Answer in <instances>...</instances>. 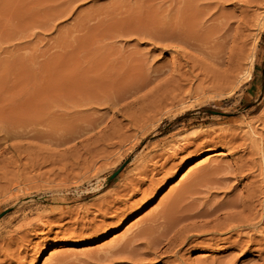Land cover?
<instances>
[{"label": "rangeland", "instance_id": "1", "mask_svg": "<svg viewBox=\"0 0 264 264\" xmlns=\"http://www.w3.org/2000/svg\"><path fill=\"white\" fill-rule=\"evenodd\" d=\"M180 1L0 0V234L6 236L8 232L14 241L8 246L0 243L3 247L1 251L8 250V256L13 253L10 263H4V256L0 254V264H105L107 259L102 257L109 251L110 244L118 240L120 246L125 244L126 240H130L131 236L147 226L148 219L155 215L157 210L161 211L169 199L179 198L180 202H184L182 199L187 197V191L183 195L179 192L184 186L195 183L194 191H191L193 188L188 190L190 199H196L193 197L196 194L197 199L200 197L201 201L222 202L228 199L226 197H232L242 191L244 194L245 184L259 180V177H253L258 174L255 169L252 177L242 179L240 183L239 179L231 177L226 188H214L213 180L223 174L216 175L211 173L210 169L237 167L238 159L244 152L232 153L221 146L211 145L210 141L211 138L213 141L222 138L227 141L229 137L225 138L223 135L231 131L234 134L240 132L239 135H243L239 137H251L255 143L257 141L255 149L264 153V150H261L264 149V128L255 123V118L264 105V7L253 6L248 7V10L247 6L240 5L241 2L238 4L237 1L242 0H205L220 4L219 8L216 5L218 11L216 6H213L210 12L224 16L225 21L228 18L230 22L233 21H227L229 26L234 25L230 26V31L235 27L232 35L227 31L231 41L228 43L230 48L226 52V58L229 55L232 57L229 56L225 60L226 67L208 70V81L205 71L198 68L191 70L190 66H185V59L178 58L181 57L180 54L177 56L174 49L165 48L167 43H159L151 37L155 34L153 31L160 28L161 24L171 22L172 16L175 19L181 8L196 5L192 0H182L181 3ZM183 1L185 2L182 3ZM223 2H227L224 3L226 5ZM244 8L247 10L243 11ZM162 10L167 16H161ZM235 16H239V20L235 19ZM242 17L244 18L241 20ZM117 20H120V25ZM152 28L154 30H151ZM244 36L248 41L246 38L244 40ZM239 49L242 51L238 52ZM246 50L250 52L247 53ZM243 51L248 54L247 57L241 53ZM139 67L144 69L139 70ZM248 72L252 73L251 77ZM116 73L118 76L122 75L118 78ZM184 74L187 77L183 76ZM149 76L155 77L156 81L147 78ZM203 78L206 80L201 81ZM105 81L110 82L111 86ZM201 85L208 88L205 94L198 88ZM125 86L127 89L130 87L129 91L125 90ZM155 92L158 96L162 95L161 98ZM254 108L256 109L252 111ZM227 126L231 128H226ZM251 126L255 128L253 134ZM222 128L230 131L222 133ZM198 134L200 136L196 137ZM251 134L253 137L249 136ZM202 135L203 138L206 136L204 140ZM115 152L121 156L120 159ZM99 154L103 155L102 159ZM106 155L111 157L103 160ZM247 155L245 154L244 158ZM255 159L258 161L259 157L255 156ZM75 161H78L77 164ZM94 161L97 166H101L100 173H91V170L86 175L87 170L84 167L87 169ZM141 168H145V171ZM115 172L116 176L110 179ZM198 176L204 178L199 180ZM132 178L142 179L145 184H138V179ZM205 178H209L208 181L203 180ZM130 179L133 180L131 189L135 192L132 193L129 189L126 194L124 187L131 182ZM76 180H80V183ZM197 180L201 181L202 186ZM203 183H206L204 187ZM59 184L63 188L62 191H56L54 188H58ZM140 187L143 191H146L147 187V191L154 192H143ZM197 188L198 191L195 192ZM199 189L202 191L197 193ZM136 190L145 194L138 191L139 195ZM61 196L67 200L61 201ZM98 199L99 201H96ZM186 199L183 205L190 200L188 197ZM121 200H125L124 203L129 205L124 206ZM262 200L264 201V198ZM116 201L121 205H116ZM134 202L136 205L132 204ZM107 206L115 208L112 207L108 213H102ZM99 207H102L101 211H98ZM41 216L45 217L41 228L36 227V231L29 229L31 225L38 223ZM23 225H27V229ZM20 226L22 228L19 229ZM96 229L98 233L93 234L92 231ZM15 230L17 234L14 233ZM21 233H26V236ZM226 236L229 235L223 237ZM235 238V235L231 239L230 236L225 238L229 243H222L217 249L189 248L184 259H188L189 263L194 262L193 264L196 263L195 260L204 259L208 262L215 257L225 259L229 264L230 260L231 264L262 263L258 253L253 250L255 248L252 247L249 251L245 247L237 249L239 247L232 246L230 242H233V239L235 241ZM140 239L127 249L133 246L135 249L142 248L144 245L141 242L144 240ZM245 239L243 241H248ZM97 251L100 253L96 254ZM119 257L116 256L113 262L107 261L106 264H170L171 260L146 258L145 261L132 262Z\"/></svg>", "mask_w": 264, "mask_h": 264}, {"label": "bare ground", "instance_id": "2", "mask_svg": "<svg viewBox=\"0 0 264 264\" xmlns=\"http://www.w3.org/2000/svg\"><path fill=\"white\" fill-rule=\"evenodd\" d=\"M175 1V0H174ZM177 1H180V0H177ZM182 1V0H181ZM180 1V3H181ZM190 1V0H189ZM194 3H196V5H191V6H188V7H185V8H181V10H179L176 14V18L174 19V16H172L171 18L173 20H171V22L169 23H164L163 25L161 24L160 22V28H157L156 31L152 28L151 30H154L153 32H155V34H153L152 39L159 42V43H167L166 45V49L170 48V49H174L175 52L177 53V56L178 54L181 55V57H178V58H183L185 59L184 64L185 66H190L191 70L192 69H195V68H198V69H201L203 71H205V78H207L208 81H210V79L208 77H206V73L208 70H211V69H215V67H222L225 65V60L227 58H229V56H227L226 58V52L228 50V48H230V46L228 47V43L231 41H229L230 38H228L231 34V32L235 29H231L230 31V26H234V25H231L229 26L228 22L229 21L227 19V21H225L226 18H224V16H221L220 14H214L210 12V9L212 7L213 9V6L215 7L216 5H220L218 3H213V1L211 2H206L205 0H192ZM210 1V0H209ZM218 1V0H217ZM216 1V2H217ZM221 1V0H220ZM224 1V0H223ZM226 1V0H225ZM173 2V1H172ZM185 1H183L182 3H184ZM202 2V3H201ZM205 2V3H204ZM228 2V0H227ZM227 2H223L224 3H227ZM238 4L239 2H241L240 5H243V6H247L246 8L248 7H261L263 6L264 7V0H242V1H237ZM175 3V2H174ZM173 3V4H174ZM177 3V2H176ZM175 3V4H176ZM179 3V4H180ZM188 4V2H186ZM191 3V2H190ZM193 3V4H194ZM221 3V2H220ZM234 3H236V1H234ZM178 4V3H177ZM186 4V5H187ZM222 4V3H221ZM232 5V2L230 3ZM237 4V5H238ZM171 5V4H170ZM185 5V6H186ZM226 5V4H224ZM223 5V6H224ZM228 5V4H227ZM236 5V4H235ZM234 5V6H235ZM178 6V5H177ZM184 6V4H183ZM217 6L215 7L217 9ZM221 6V5H220ZM222 6V7H223ZM233 6V5H232ZM239 6V5H238ZM170 7V6H169ZM175 7V6H174ZM172 7L171 10L174 8ZM180 7V6H179ZM177 8V7H176ZM219 8V6H218ZM221 8V7H220ZM240 10H241V7H239ZM244 8L243 11L246 9ZM167 9V8H166ZM165 9V10H166ZM211 9V10H212ZM224 9V8H223ZM260 9V8H259ZM170 10V8L168 9ZM167 10V11H168ZM176 10V9H175ZM178 10V9H177ZM176 10V11H177ZM220 10V9H219ZM225 10V9H224ZM238 10V9H237ZM247 10V9H246ZM245 10V11H246ZM249 10V8H248ZM173 11V10H172ZM216 11V10H215ZM213 11V12H215ZM218 11V9H217ZM222 11V10H221ZM228 11V10H227ZM161 12V11H160ZM159 12V13H160ZM170 12V11H168ZM161 16L164 15L163 14V10L161 12ZM167 13V12H166ZM171 13V12H170ZM211 13V15L209 14ZM216 13V12H215ZM226 13V11L224 12ZM234 13V12H233ZM246 13V12H245ZM168 14V13H167ZM172 14V13H171ZM242 14V13H240ZM239 14V15H240ZM247 14V13H246ZM118 15V14H117ZM166 15V14H165ZM164 15V16H165ZM173 15V14H172ZM223 15V13H222ZM261 15V14H260ZM120 16V15H119ZM167 16V15H166ZM169 16V15H168ZM171 16V15H170ZM204 16V17H203ZM209 16V17H207ZM211 16V17H210ZM216 16V17H215ZM226 16H227V13H226ZM243 16V15H242ZM248 16V15H247ZM251 16V15H250ZM256 16V14H255ZM159 17V16H158ZM207 17V18H206ZM232 17V16H231ZM238 18H240L239 16H237ZM236 16L234 17L235 19L237 18ZM259 17V16H257ZM257 17H255L256 19H258ZM261 17V16H260ZM114 18V17H113ZM112 18V19H113ZM237 18V19H238ZM244 17L241 18V20L243 19ZM158 19V18H157ZM167 17L165 18V21H166ZM170 19V17L168 18ZM247 18H245L246 20ZM249 19V18H248ZM260 19V18H259ZM159 20V19H158ZM163 20V19H162ZM232 20V18H231ZM239 20V19H238ZM240 20V21H241ZM250 20V19H249ZM255 20V19H254ZM264 20V18H263ZM261 20V21H263ZM119 25H120V20H117ZM123 21V20H122ZM121 21V23H123ZM156 21V20H155ZM164 21V22H165ZM259 21V20H258ZM140 22V21H139ZM149 22V21H148ZM210 22V23H209ZM233 21H229V23H232ZM235 22V21H234ZM242 22V21H241ZM116 23V21L114 22ZM137 23V22H136ZM163 23V22H162ZM238 23V22H237ZM240 23V22H239ZM238 23V24H239ZM254 23V22H253ZM259 23V22H258ZM256 23V24H258ZM147 24V23H146ZM246 23H244L245 25ZM115 25V24H114ZM143 25V24H142ZM157 25V24H156ZM242 25V23H241ZM117 26V25H116ZM145 26V25H144ZM153 26V25H152ZM151 26V27H152ZM243 26V25H242ZM263 26V25H262ZM148 27V26H146ZM244 27V26H243ZM247 26H245L246 28ZM117 28V27H116ZM145 28V27H144ZM233 28V27H232ZM241 28V27H240ZM146 29V28H145ZM150 30V29H149ZM150 30V31H151ZM241 30V29H240ZM118 31V30H117ZM141 31V30H139ZM227 31H230V34L228 36V32ZM239 31V30H238ZM245 31V30H244ZM236 32V31H235ZM117 33V32H116ZM119 33V32H118ZM148 33V32H147ZM243 33V29H242V32ZM144 34V33H143ZM149 34V33H148ZM151 34V33H150ZM220 34V35H219ZM145 35L146 32H145ZM232 35V34H231ZM238 35V34H237ZM240 35V34H239ZM144 36V35H143ZM148 36V35H147ZM145 36V37H147ZM241 36V35H240ZM238 37V36H237ZM148 38V37H147ZM241 38V37H239ZM238 38V39H239ZM245 36H244V40H245ZM237 39V41H238ZM242 39V38H241ZM151 40V41H153ZM247 40V38H246ZM248 41V40H247ZM150 42V41H149ZM154 42V41H153ZM235 43V42H234ZM233 43V44H234ZM239 43V42H237ZM165 45V44H164ZM237 45V44H236ZM233 46V45H232ZM241 46V45H240ZM239 46V47H240ZM244 46V45H242ZM241 46V47H242ZM245 47V46H244ZM247 47V46H246ZM238 48V46H237ZM234 50V49H233ZM244 50V49H243ZM229 51V50H228ZM242 50H238V52H240ZM232 52V51H231ZM234 52V51H233ZM232 52V53H233ZM246 52H250V51H247ZM175 53V55H176ZM237 53V52H236ZM244 56H248L247 53H244L241 52ZM231 54V53H230ZM239 54V53H238ZM233 55V54H232ZM236 56V55H235ZM246 56V57H247ZM232 57V56H231ZM236 57H239V56H236ZM243 58V56H240ZM254 57V56H253ZM253 57L251 59V66L253 65ZM176 58V57H175ZM233 58H235L233 56ZM240 59V58H239ZM245 59V57H244ZM250 59V58H249ZM134 60V59H133ZM231 60V59H230ZM238 60V59H237ZM247 60V59H246ZM127 61V59H126ZM125 61V62H126ZM132 61V60H131ZM180 61V60H179ZM250 61V60H249ZM248 61V62H249ZM134 62V61H133ZM144 62V61H143ZM142 62V64H143ZM245 62V61H244ZM175 63V62H174ZM228 63V62H227ZM128 64V63H127ZM130 64V63H129ZM134 64V63H133ZM132 64V65H133ZM176 64V63H175ZM181 64V63H180ZM179 64V65H180ZM237 64V62H236ZM240 64V63H239ZM245 64V63H243ZM243 64H240V65H243ZM124 65V64H123ZM126 65V64H125ZM178 65V67H179ZM233 65V64H231ZM246 65V64H245ZM127 66H130V65H127ZM138 66V65H137ZM137 66L135 68H137ZM141 66V65H140ZM181 66V65H180ZM249 66V65H248ZM134 67V66H133ZM184 67V66H182ZM226 67V66H224ZM235 67V66H234ZM237 67V66H236ZM141 67H139L138 69L139 70H143L144 68L140 69ZM175 68V67H174ZM173 68V69H174ZM188 68V67H187ZM242 69V66L240 67ZM245 68V67H243ZM172 69V70H173ZM176 69V68H175ZM179 69V68H178ZM182 69V68H181ZM250 68H248L249 70ZM139 70H135L137 72H140ZM171 70V69H170ZM233 70V69H232ZM237 70V69H235ZM239 70V69H238ZM246 70V71H248ZM174 71V70H173ZM187 71V70H185ZM190 71V70H188ZM200 71V70H199ZM217 71V69L215 70V72ZM229 71V69H228ZM231 71V70H230ZM234 71V70H233ZM118 72V71H117ZM121 72V71H120ZM125 72V71H124ZM127 72V70H126ZM129 72H131L129 70ZM136 72V73H137ZM171 72V71H170ZM202 72V71H200ZM239 72V71H238ZM135 73V75L137 76V74ZM148 73V71H147ZM176 73V71H175ZM184 73V72H182ZM193 74V72H191ZM199 73V72H198ZM209 73V72H208ZM207 73V74H208ZM218 73V72H217ZM224 73V72H223ZM235 73V72H234ZM249 73V76L251 77V72H248ZM109 74V73H107ZM106 74V76H107ZM112 74V73H110ZM109 74V75H110ZM117 76H118V73H116ZM128 74V73H126ZM134 74V73H133ZM143 74V73H142ZM169 74V73H168ZM189 74V72H188ZM187 74V75H188ZM196 74V73H195ZM200 74V73H199ZM226 74V73H225ZM228 74V73H227ZM115 75V74H113ZM122 75V74H120ZM120 75L118 76V78L120 77ZM125 75V74H123ZM139 75V74H138ZM149 75V74H148ZM180 75V73H179ZM178 74H176V76L179 77ZM190 75V74H189ZM188 75V76H189ZM201 75V74H200ZM210 75V74H209ZM215 75V73H214ZM231 75V73H230ZM234 75V74H233ZM126 77H128L127 75H125ZM144 76H146L144 74ZM175 76V75H174ZM182 76V75H181ZM185 76V74L183 75ZM199 76V75H198ZM203 76V75H202ZM228 76V75H227ZM104 77V76H103ZM113 77V76H112ZM132 77V76H131ZM130 77V78H131ZM140 77V76H138ZM187 77V76H185ZM192 77V76H190ZM201 78V76H199ZM110 78V77H109ZM114 78V77H113ZM115 78H116V75H115ZM114 78V79H115ZM124 78V76H123ZM122 78V79H123ZM134 78V77H133ZM141 78V77H140ZM145 78V77H144ZM147 78H151V76L147 77ZM146 78V79H147ZM155 78V77H154ZM154 78H151L154 79ZM193 78V77H192ZM205 78H203L201 81L203 80H206ZM215 78V76H214ZM222 78V77H221ZM112 79V78H111ZM145 79V80H146ZM183 79V78H181ZM185 79V78H184ZM183 79V80H184ZM197 79V77H196ZM108 80V78H107ZM110 80V79H109ZM116 80V79H115ZM127 80V79H125ZM137 80V79H136ZM140 80V79H139ZM143 80V79H141ZM155 80V79H154ZM153 80V81H154ZM174 80V79H173ZM180 80V79H179ZM183 80H180V81H183ZM191 80V79H190ZM194 80V79H193ZM229 80V78H228ZM236 80V79H235ZM103 81V80H102ZM114 81V80H112ZM124 81V79H123ZM122 81V82H123ZM128 81V80H127ZM147 81V80H146ZM145 81V82H146ZM150 81V79H149ZM156 81V80H155ZM170 81V80H169ZM189 81V80H188ZM187 81V82H188ZM195 81V80H194ZM198 81V80H197ZM207 81V82H208ZM214 81V80H213ZM225 81V80H224ZM234 81V79L232 80ZM230 81V82H232ZM106 82V81H105ZM121 82V81H119ZM129 82V81H128ZM164 82V81H163ZM108 83V82H106ZM110 83V82H109ZM108 83V84H109ZM112 85H113V82H111ZM117 83V82H116ZM126 83V82H125ZM133 83V80L132 82ZM136 83L138 84V82L136 81ZM144 83V82H143ZM183 83V82H181ZM179 82V84H181ZM190 83V82H189ZM202 83V82H201ZM201 83H198V84H201ZM206 83V82H204ZM209 83V82H208ZM213 82H211L212 84ZM124 84V83H122ZM120 84V85H122ZM152 84V82H151ZM150 84V85H151ZM174 84V82H173ZM192 84V82H191ZM196 84V83H195ZM203 84V83H202ZM216 84V83H215ZM128 85V84H127ZM126 85V86H127ZM139 85V84H138ZM176 85V84H174ZM209 85V84H208ZM222 85V83H221ZM104 86V85H102ZM111 85L109 84V87ZM125 86V90H128L127 87ZM141 86V85H140ZM143 86V85H142ZM149 86V84H148ZM147 86V88H148ZM162 86V85H160ZM167 86V85H166ZM169 86V84H168ZM172 86V84L170 85ZM180 86V85H179ZM195 86V85H194ZM193 86V87H194ZM199 86V85H197ZM212 86V85H211ZM230 86V85H229ZM237 86V85H236ZM119 87V86H118ZM117 87V88H118ZM132 87V86H131ZM174 87V86H173ZM185 87V86H184ZM213 87V86H212ZM135 88V87H134ZM146 88V89H147ZM150 88V87H149ZM153 88V87H152ZM155 88V86H154ZM201 91L202 94H205L207 91H208V88H206L205 86H202L201 87H198ZM226 88V87H225ZM230 88V87H229ZM227 87V89H229ZM232 88V87H231ZM234 88V87H233ZM109 89V88H108ZM116 89V88H115ZM133 89V88H131ZM138 89V88H137ZM143 89V88H142ZM141 89V90H142ZM167 89V88H166ZM177 89V88H175ZM192 89V88H191ZM195 89V88H194ZM193 89V90H194ZM219 89V88H218ZM124 90V89H123ZM140 90V89H139ZM138 90V92H139ZM148 90V89H147ZM154 90V89H153ZM160 90V89H159ZM192 90V91H193ZM221 90V88H220ZM234 90V89H233ZM236 90V89H235ZM129 91V90H128ZM133 91V90H132ZM131 91V93H132ZM136 91V90H135ZM149 91V90H148ZM158 91V90H157ZM162 91V90H161ZM170 91V90H169ZM197 91V90H196ZM152 92V91H151ZM165 92V91H164ZM167 92V91H166ZM173 92V91H172ZM172 92H171V95H172ZM213 92V91H212ZM224 92V91H223ZM227 92V91H226ZM229 92V91H228ZM118 93V92H116ZM115 93V94H116ZM137 93V91L135 92V94ZM175 93V92H174ZM198 93V92H196ZM230 93V92H229ZM119 94V93H118ZM154 94V93H153ZM156 94V92H155ZM180 94V93H179ZM190 94V93H188ZM218 94V93H217ZM137 95V94H136ZM157 95V94H156ZM169 95V94H168ZM184 95V94H183ZM192 95V94H191ZM199 95V94H198ZM129 97V95H127ZM141 96V95H140ZM144 96V95H143ZM158 96V95H157ZM162 96V95H160ZM158 96V97H160ZM170 96V95H169ZM168 96V97H169ZM174 96V95H172ZM176 96V94H175ZM190 96V95H189ZM194 97V95H192ZM191 96V97H192ZM220 96V95H219ZM131 97V96H130ZM146 97V96H144ZM143 97V98H144ZM150 97V96H149ZM177 97V96H176ZM197 97V96H196ZM114 98V97H113ZM120 98V97H119ZM124 98V97H123ZM134 98V97H133ZM151 98V97H150ZM161 98V97H160ZM165 98V97H164ZM179 98V96H178ZM186 98V97H185ZM206 98V97H205ZM117 99V98H116ZM146 99V98H145ZM144 99V100H145ZM157 99V97H156ZM155 99V100H156ZM171 99V98H170ZM169 99V101H171ZM182 99V98H181ZM112 100V99H111ZM152 100V99H151ZM161 100V99H159ZM176 100V99H175ZM179 100V99H178ZM183 100V99H182ZM110 101V100H109ZM141 101V100H140ZM149 101V99H148ZM174 101V100H173ZM145 102V101H144ZM185 102V100H184ZM117 103V102H116ZM131 103V102H130ZM152 103V101H151ZM160 103V102H159ZM171 103V102H170ZM178 103V102H177ZM181 103V101H180ZM262 103V102H261ZM134 104V103H133ZM141 104V103H140ZM167 104V103H166ZM114 105V104H113ZM116 105V104H115ZM125 105V104H124ZM152 105V104H150ZM182 105V104H181ZM110 106V105H109ZM118 106V105H116ZM139 106V105H138ZM161 106V105H160ZM159 106V107H160ZM163 106V104H162ZM161 106V107H162ZM176 106H178L176 104ZM124 107V106H123ZM150 107V106H149ZM148 107V108H149ZM132 108V107H131ZM140 108V107H139ZM163 108V107H162ZM168 108V107H167ZM166 108V109H167ZM176 108V107H175ZM178 108V107H177ZM181 109V107H179ZM186 108V107H185ZM188 108V107H187ZM160 109V108H159ZM169 109V108H168ZM171 109V108H170ZM256 108H254L252 111H254ZM139 110V109H138ZM143 110V109H142ZM145 110V108H144ZM151 107H150V111H151ZM173 110V109H172ZM176 110V109H175ZM179 110V109H178ZM177 110V111H178ZM127 111V110H126ZM148 111V110H146ZM158 111V110H157ZM171 111V110H170ZM251 111V112H252ZM141 112V111H140ZM159 112V111H158ZM169 112V111H168ZM174 112V111H173ZM128 113V111H127ZM131 113V112H130ZM249 113V112H248ZM124 114V113H123ZM122 114V115H123ZM134 114V113H133ZM132 114V116H133ZM137 114V112L135 113ZM141 114V113H140ZM144 114V113H143ZM147 114V113H145ZM144 114V115H145ZM126 116V115H124ZM147 116V115H146ZM129 117V115H128ZM138 117V116H137ZM144 117V116H141V118ZM257 118L256 119V122L255 123H258V124H261L262 125V128H264V105H263V108L261 109L260 113L258 114V116H256ZM134 118V117H133ZM140 118V119H141ZM131 119V118H130ZM135 119V118H134ZM145 120V119H144ZM148 120V119H147ZM152 122H153V119H151ZM146 121V120H145ZM149 121H150V118H149ZM216 121V120H215ZM137 123V122H135ZM134 123V125H135ZM142 123V122H141ZM149 123V122H148ZM233 123V122H232ZM252 126H254V124ZM140 124V123H139ZM146 124V123H145ZM256 124V125H258ZM226 125V124H225ZM228 125V124H227ZM236 125V124H235ZM249 125V124H248ZM142 126V125H141ZM140 126V127H141ZM250 127L251 129V133H255V128L253 127ZM259 126V125H258ZM137 127V126H136ZM145 127V126H144ZM230 126H227L226 128H229ZM146 128V127H145ZM149 128V127H148ZM231 128V127H230ZM223 129V128H222ZM220 129V132L221 130ZM238 129H241V128H238ZM236 129V131L238 130ZM257 129V128H256ZM149 130V129H148ZM234 130V129H233ZM121 131V130H120ZM224 133L225 129L222 130ZM228 131H230L228 129ZM228 131H225L228 132ZM207 132V131H206ZM233 131H231L230 133H226L225 135H223V137L225 136V138L229 137V139L227 141H224V140H219V141H213L211 138V141H210V144L211 145H218V146H221L223 147L224 149L226 150H229L231 151L232 153H238V152H244L243 155H239V165L237 167H228V168H225V169H222V170H219V169H210L211 170V173H214L216 175H219V174H223L221 175L220 177H214L215 179L213 180V184L215 185L214 188L216 189H223V188H226L227 186V182L229 180V178L231 177H234L235 179H239L238 180V183H240V180L242 179H248L249 177H252L253 176V173L256 169V171H258V174L253 176L255 179H257L259 177V180L255 181V182H250L248 184H245L243 186V189H244V194L241 192V193H238V194H234L232 197H226V201H210V200H207V201H201L200 200V197L198 195V199H197V195L193 196L191 195L190 197L192 198L195 197L196 199H190L189 198V195H190V192L188 193V190H191V188H193V186H195V183L192 184V185H188V186H184L179 192L183 195V193L187 191V197H188V200L189 202H187L186 204L183 205V203H185V197H183L182 200H184V202H180V199L179 201L176 199V198H172V199H169L168 201H166L167 203H165V206L164 208H162L161 211L157 210V212L155 213V215L151 216V218L148 219L147 221V226L142 229L140 232H138L137 234L135 233L134 236H131V239L128 241L126 240L125 244L123 245H119L118 243L120 242L119 240L117 242H114L112 244H110V248H109V253L107 252V254L109 255H105L104 259H107V261H111L113 262V260L115 259L116 256H120L119 258H122L124 260H129V261H137V262H141V261H145L146 258H150L151 259H154V260H162V259H171L170 260V264H193L194 262L192 263H189V260L186 262V260L184 259V255L186 253L187 250H189V248H193V247H201L203 248L204 250H212V249H217L218 246L220 244H224V243H229L228 239H225V238H228L230 236V239L233 235L236 236L235 238V241L233 239V242L231 241L230 244L232 246H236L239 247L237 249H242L243 247L246 248V250H249L250 248H255L253 249L254 251H256L259 255V259L262 261L261 264H264V201L261 199L264 198V153L262 152H259L257 151L255 148L257 147L256 143H255V140H253L251 137L250 138H243V137H239V136H242L243 134L239 135L240 132H238V134H234L232 133ZM249 135V136H252ZM106 135V134H105ZM117 134H115L116 136ZM142 135V134H141ZM208 135V134H207ZM220 135V134H218ZM122 136V135H120ZM128 136V135H126ZM131 136V135H130ZM135 136V135H134ZM133 136V137H134ZM200 135L198 134L196 137H199ZM141 137V136H140ZM143 137V136H142ZM141 137V138H142ZM206 136L204 135V138ZM209 137V136H207ZM222 137V136H220ZM253 137V136H252ZM116 138V137H115ZM121 138V137H119ZM128 138V137H127ZM126 138V139H127ZM132 138V137H131ZM145 138V136H144ZM201 138H203V135L201 136ZM204 138L202 140H204ZM210 138V137H209ZM118 139V138H117ZM123 139V136L122 138ZM125 139V137H124ZM130 139V137H129ZM51 140V139H50ZM135 140V139H134ZM137 140V139H136ZM128 141V140H127ZM139 141V140H138ZM259 141V140H258ZM97 142V141H96ZM120 142V141H119ZM123 142V141H122ZM121 142V143H122ZM130 142V141H129ZM177 142V141H176ZM207 142L204 141V143ZM124 143V142H123ZM127 143V142H126ZM134 143V142H133ZM181 143V142H180ZM259 143V142H258ZM120 144V143H119ZM170 144V143H169ZM168 144V145H169ZM208 144V143H207ZM104 145V144H103ZM136 146V143L134 144ZM177 145V144H176ZM259 145V144H258ZM262 145V144H261ZM102 146V145H101ZM100 146V147H101ZM133 146V145H132ZM135 146L133 148H135ZM172 146V145H171ZM176 147V146H175ZM177 148V147H176ZM259 148V147H258ZM107 149V148H106ZM249 149V150H248ZM260 149V148H259ZM87 150V149H86ZM91 150V149H90ZM126 150V149H125ZM175 150V149H174ZM261 150H264L261 148ZM108 152V151H107ZM88 153V152H87ZM95 153V152H94ZM99 153V152H97ZM104 153V151H103ZM80 154V153H79ZM102 154V152L100 153ZM99 154V155H100ZM106 154V153H105ZM113 154V153H112ZM115 154H117L115 152ZM124 154V153H123ZM122 154V155H123ZM154 154V153H153ZM158 154V153H157ZM156 154V156H157ZM247 155L245 158H244V155ZM86 155V154H85ZM89 155V154H88ZM92 155V154H91ZM119 155V154H117ZM152 155V154H151ZM87 156V155H86ZM101 156V155H100ZM103 156V155H102ZM102 156H101V159H102ZM255 156L259 157V160L256 161L255 159ZM88 157V156H87ZM111 156L109 155H106L105 157H103V160H108ZM119 159H120V155L118 156ZM116 157V158H118ZM151 157V156H150ZM154 157V156H153ZM78 158V157H77ZM97 158V157H96ZM149 158V157H148ZM155 158V157H154ZM74 159V158H73ZM82 159V158H81ZM85 159V158H84ZM90 159V158H89ZM95 159V158H94ZM76 160V159H75ZM79 160V159H78ZM92 160V159H91ZM146 160V159H144ZM101 161V160H100ZM112 161V159H111ZM110 161V162H111ZM151 161V159H150ZM149 161V162H150ZM76 164L78 161H75ZM74 162V163H75ZM80 162V161H79ZM81 162H83L81 160ZM89 162V161H88ZM105 162V161H103ZM143 162V161H142ZM148 162V161H146ZM148 162V163H149ZM90 163V162H89ZM93 164H91V166H88L87 169L84 167L86 173V175L91 171V173L93 172H98L97 174H99L100 172V169H101V166H97V163L96 161L92 162ZM102 163V161H101ZM108 163V162H106ZM73 163H71L72 165ZM75 164V165H76ZM86 164V163H85ZM70 165V166H71ZM83 165V164H82ZM108 165V164H107ZM74 167V166H73ZM83 167V166H81ZM105 167V166H104ZM139 167V166H138ZM147 167V166H146ZM220 167V166H219ZM75 168V167H74ZM77 169L79 170V168L77 167ZM82 169V168H80ZM145 171V168H141ZM142 170V171H143ZM208 170V169H207ZM89 171V172H88ZM138 171V170H137ZM73 172V170H72ZM84 172V171H83ZM88 172V173H87ZM209 171H207L206 173H208ZM77 173V172H76ZM81 173V171H80ZM90 173V174H91ZM145 173V172H143ZM150 173V172H149ZM257 173V172H256ZM83 174V173H82ZM138 174V173H137ZM209 174V173H208ZM72 175V174H71ZM70 175V176H71ZM77 175V174H75ZM79 175V174H78ZM92 175V174H91ZM90 175V176H91ZM139 175V174H138ZM144 175V174H143ZM147 175V174H146ZM83 176V175H82ZM94 176V174H93ZM96 176V174H95ZM203 176V175H202ZM202 176H198L197 178H199V180H201V178H204ZM207 176V175H206ZM74 177V176H72ZM70 177V178H72ZM79 177V176H77ZM84 177V176H83ZM208 177V176H207ZM213 177V176H212ZM88 178V177H86ZM196 178V179H197ZM210 178V176H209ZM208 178V179H209ZM79 179V178H78ZM132 179H138V178H132ZM208 179H203V180H207ZM71 180V179H70ZM83 180V179H82ZM131 180V179H130ZM129 180V181H130ZM150 180V179H149ZM66 181V180H65ZM68 181V180H67ZM77 181V180H76ZM80 181V180H79ZM77 181V182H79ZM128 181V180H127ZM133 180H131V182H127V186L124 187V191L127 192L132 190L131 189V185L133 184L132 183ZM212 181V180H211ZM247 181V180H246ZM71 182V181H70ZM153 182V181H151ZM197 183H199L200 185V182H198V180L196 181ZM60 183V182H59ZM65 183V182H64ZM68 183V182H67ZM76 183V182H75ZM80 183V182H79ZM132 183V184H131ZM137 183L138 184H142L144 183V180L142 179H138L137 180ZM196 183V184H197ZM209 183V182H207ZM61 185L63 184L60 183ZM59 184V186H57L58 188L54 187L55 190L57 189L58 191H62V186ZM123 184V183H122ZM121 184V185H122ZM131 184V185H130ZM137 184V186H138ZM145 184V183H144ZM151 184V183H150ZM154 184V183H153ZM211 184V183H210ZM70 185V184H69ZM74 185V184H73ZM79 185V184H78ZM77 185V187H78ZM152 185V184H151ZM204 185H206V183L204 184L203 183V187ZM65 186V184H64ZM136 186V187H137ZM197 186V185H196ZM202 186V184L200 185ZM68 187V186H66ZM151 187V186H149ZM202 187V188H203ZM51 188V187H50ZM65 188V187H64ZM75 188V187H74ZM123 188V187H122ZM141 188V187H140ZM140 188H137V189H140ZM152 188V187H151ZM195 188V187H194ZM194 188L193 190L191 191H194ZM200 188V187H198ZM198 188L195 190L198 191ZM130 189V190H129ZM144 189V188H143ZM201 189V188H200ZM199 189V190H200ZM56 190V191H57ZM119 190V189H118ZM142 190V188H141ZM141 190H138L139 192ZM208 190V189H207ZM137 191V190H136ZM137 191V192H138ZM143 191V190H142ZM141 191V193H142ZM145 191V190H144ZM143 191V192H144ZM149 191V190H148ZM147 191V187H146V191L147 193H152L153 194V190H150L149 192ZM202 190H200L199 192L197 193H200ZM236 191V190H235ZM66 192V191H65ZM117 192V191H115ZM135 190H132V193H134ZM138 192V193H139ZM195 192H191L192 194L195 193ZM234 192V191H233ZM120 193V192H119ZM146 193V194H147ZM227 193V192H226ZM116 194V193H115ZM114 194V195H115ZM130 194V193H129ZM142 194H145V193H142ZM137 195V194H136ZM134 195V196H136ZM140 195V193H139ZM148 195V194H147ZM176 195V194H175ZM174 195V197H175ZM206 195V194H205ZM211 195V194H210ZM79 196V195H78ZM177 196V195H176ZM104 197V196H103ZM131 197V195H130ZM153 197V196H152ZM106 198V197H105ZM110 198V197H109ZM115 198V197H114ZM182 198V197H181ZM207 198V197H206ZM129 199V198H128ZM143 199V198H142ZM205 199V198H204ZM61 201H66L67 198L66 197H62L61 196ZM127 200V199H126ZM153 200V199H152ZM187 200V199H186ZM199 200V201H198ZM203 200V198H202ZM206 200V199H205ZM214 200V199H213ZM96 201H99L96 200ZM107 201V200H106ZM110 201V200H109ZM112 201V200H111ZM123 200H121V204L124 203V201L122 202ZM128 201V200H127ZM138 202V201H136ZM136 202L132 203L133 205H136ZM141 202V201H140ZM96 203V202H94ZM117 203L119 205H121L118 201H116V205ZM108 204V203H107ZM126 204L129 205V203H124L123 205L126 206ZM102 205V204H101ZM127 205V206H128ZM131 205V204H130ZM106 205H104L105 207ZM115 206V205H114ZM112 206V207H114ZM95 207V206H94ZM112 207H108L103 210L102 213H108L109 211L112 210ZM130 207V206H128ZM134 207V206H133ZM102 207H99L98 208V211H101ZM115 208V207H114ZM131 208V207H130ZM87 209V208H86ZM95 209V208H94ZM127 209V208H126ZM66 210V209H65ZM121 210V209H120ZM125 210V209H124ZM70 211V210H69ZM74 211H77V210H74ZM80 211V210H79ZM66 212V211H65ZM68 212V210H67ZM72 212V211H71ZM87 212V211H86ZM113 212V211H112ZM46 213V212H45ZM84 213V212H83ZM118 213V212H117ZM63 214V213H62ZM71 214V213H70ZM73 214V213H72ZM80 214V213H79ZM100 214V213H99ZM67 215V214H66ZM102 215V214H101ZM105 215V214H104ZM116 215V214H115ZM122 215V214H121ZM52 216V215H51ZM65 216V215H63ZM75 216V215H72V217ZM78 216V215H77ZM90 216V215H89ZM223 216V217H222ZM50 217V216H49ZM116 217V216H115ZM45 217L41 216L39 219H38V223L34 224L35 226H30L29 229H31L32 231L35 230L36 227H40L41 228V224H43V219ZM71 218V217H70ZM117 218H118V215H117ZM120 218V216H119ZM45 220V219H44ZM79 220V219H78ZM82 220V219H80ZM117 220V219H116ZM93 221V220H92ZM48 222V221H47ZM79 222V221H78ZM115 224V223H114ZM145 225V224H144ZM24 226V225H23ZM27 226V225H25ZM24 226V227H25ZM112 226V225H111ZM22 228L21 226L19 227V229ZM26 228V227H25ZM101 228V227H99ZM104 228V227H103ZM139 228V227H138ZM17 229V228H16ZM18 229V230H19ZM24 229V228H23ZM22 229V230H23ZM27 229V228H26ZM95 229V228H94ZM101 230V229H100ZM99 230V231H100ZM20 231V230H19ZM18 231V232H19ZM36 231V230H35ZM16 232V230L14 231V233ZM93 234H97L98 233V229L92 231ZM10 233V232H9ZM13 233V235H14ZM28 233V232H27ZM132 233V232H131ZM17 234V233H15ZM19 234V233H18ZM23 234V233H21ZM26 233H24L23 235H25ZM80 234V233H79ZM84 234V233H83ZM86 234V233H85ZM20 235V234H19ZM129 235V234H128ZM133 235V234H132ZM225 235H229L228 237L226 236L225 238L223 236ZM26 236V235H25ZM78 236V235H77ZM15 237V236H14ZM130 237V236H129ZM223 237V238H222ZM127 238V237H126ZM140 238H143V242H141V244H143L144 246L141 248H138V249H135V247L133 246L132 248L130 249H127L129 248V246H131L132 244H134L136 241L138 240H141ZM244 238L248 239V241H243ZM245 239V240H246ZM0 240L4 245L8 246L10 243H12L11 241H13V237L12 235L8 234L7 232V235L6 236H2L0 234ZM14 242V241H13ZM121 243H124V242H121ZM138 243V242H137ZM136 246H138L137 244H135ZM8 248V247H7ZM6 248V249H7ZM134 248V249H133ZM3 249V247L0 245V254L4 256V259H3V262L4 263H8L9 261H11V256L13 255V253H11L9 256L10 258H8V254H7V251L4 252L1 251ZM9 249V248H8ZM214 251V250H213ZM242 251V250H240ZM250 251V250H249ZM99 251L96 252V254L98 253ZM188 252V251H187ZM95 253V252H94ZM100 253V252H99ZM98 253V254H99ZM17 255V254H16ZM14 255V256H16ZM87 255V254H86ZM90 255V254H89ZM87 255V256H89ZM94 256V254H92ZM102 255V254H101ZM109 256V257H107ZM122 256V257H121ZM98 257V256H96ZM100 257V256H99ZM106 257V258H105ZM101 258V259H102ZM118 258V257H117ZM13 259V258H12ZM16 258H14L15 260ZM207 259V258H206ZM221 258L217 259L215 257V259L213 258L211 261H208L207 260H195L196 263L195 264H229V262H227L225 259H222L220 260ZM93 260V259H92ZM119 260V259H118ZM148 260V259H147ZM209 260V259H208ZM103 260H101L102 262ZM106 261V260H105ZM106 261V263H107ZM163 261V260H162ZM253 261V260H252ZM96 262V261H95ZM258 262V261H256ZM10 263V262H9ZM98 263V262H97ZM105 263V264H106ZM166 263V262H165ZM252 263V262H250ZM101 264V263H100ZM109 264V263H108ZM167 264V263H166ZM230 264H231V260H230Z\"/></svg>", "mask_w": 264, "mask_h": 264}, {"label": "water", "instance_id": "3", "mask_svg": "<svg viewBox=\"0 0 264 264\" xmlns=\"http://www.w3.org/2000/svg\"><path fill=\"white\" fill-rule=\"evenodd\" d=\"M117 172H115L111 177L110 179L114 178L116 176Z\"/></svg>", "mask_w": 264, "mask_h": 264}]
</instances>
